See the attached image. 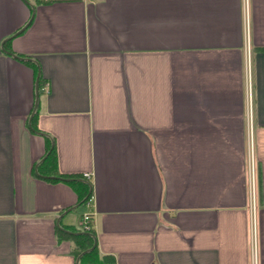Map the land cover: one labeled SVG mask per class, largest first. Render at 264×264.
Wrapping results in <instances>:
<instances>
[{
	"label": "crops",
	"instance_id": "1",
	"mask_svg": "<svg viewBox=\"0 0 264 264\" xmlns=\"http://www.w3.org/2000/svg\"><path fill=\"white\" fill-rule=\"evenodd\" d=\"M42 1L0 0V264H77L85 214L116 264H264V0Z\"/></svg>",
	"mask_w": 264,
	"mask_h": 264
},
{
	"label": "trees",
	"instance_id": "2",
	"mask_svg": "<svg viewBox=\"0 0 264 264\" xmlns=\"http://www.w3.org/2000/svg\"><path fill=\"white\" fill-rule=\"evenodd\" d=\"M48 0L46 2H51ZM42 0H37V3H43ZM9 40L4 43L5 50L8 49ZM25 64L33 66L37 72V66L34 65L29 59L21 57ZM42 83L41 76H39L38 86ZM37 112L34 111L31 115L30 126L31 130L39 133L36 127ZM33 173L38 178L47 182H63L71 186L77 193L78 202L77 206L85 205L91 199V186L86 183L81 177H72L62 175L58 171L56 150L54 144L47 140V147L44 156L34 166ZM62 228V229H60ZM55 236L58 242L69 241L73 244L72 253L78 258L77 264H116L114 257L108 255H101L96 246L95 234L91 229L88 232H83L79 228L57 226L55 229Z\"/></svg>",
	"mask_w": 264,
	"mask_h": 264
},
{
	"label": "built area",
	"instance_id": "3",
	"mask_svg": "<svg viewBox=\"0 0 264 264\" xmlns=\"http://www.w3.org/2000/svg\"><path fill=\"white\" fill-rule=\"evenodd\" d=\"M246 54H247V67L249 71V65H250V58H249V47L247 45L246 47ZM248 177H249V185H250V192L252 194V197L254 199V191H255V176H254V163L251 159L248 164ZM84 178H89V174H85ZM79 229L83 232H88L92 229V222H91V215L85 214L83 215L80 224ZM252 238H254V229L252 228Z\"/></svg>",
	"mask_w": 264,
	"mask_h": 264
},
{
	"label": "water",
	"instance_id": "4",
	"mask_svg": "<svg viewBox=\"0 0 264 264\" xmlns=\"http://www.w3.org/2000/svg\"><path fill=\"white\" fill-rule=\"evenodd\" d=\"M25 28V27H24ZM23 28V29H24ZM22 29V30H23ZM20 32V31H19ZM38 80H39V76H37V79H36V94H35V96H36V100H35V108H36V106H37V102H38ZM60 229H62V228H60ZM63 230V229H62ZM77 262H78V259H77Z\"/></svg>",
	"mask_w": 264,
	"mask_h": 264
},
{
	"label": "rangeland",
	"instance_id": "5",
	"mask_svg": "<svg viewBox=\"0 0 264 264\" xmlns=\"http://www.w3.org/2000/svg\"><path fill=\"white\" fill-rule=\"evenodd\" d=\"M82 211V208L80 207L77 211H76V214L77 213H80Z\"/></svg>",
	"mask_w": 264,
	"mask_h": 264
}]
</instances>
